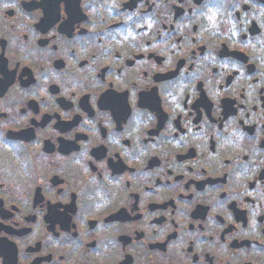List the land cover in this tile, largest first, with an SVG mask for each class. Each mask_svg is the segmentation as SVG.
Returning a JSON list of instances; mask_svg holds the SVG:
<instances>
[{
  "label": "flooded vegetation",
  "instance_id": "af4514ba",
  "mask_svg": "<svg viewBox=\"0 0 264 264\" xmlns=\"http://www.w3.org/2000/svg\"><path fill=\"white\" fill-rule=\"evenodd\" d=\"M0 264H264V0H0Z\"/></svg>",
  "mask_w": 264,
  "mask_h": 264
}]
</instances>
